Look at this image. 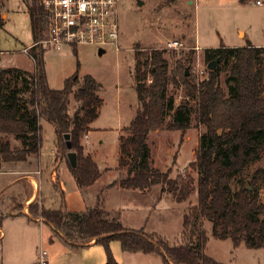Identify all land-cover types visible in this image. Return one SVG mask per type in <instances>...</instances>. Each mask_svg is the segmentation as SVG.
I'll use <instances>...</instances> for the list:
<instances>
[{"label":"trees","instance_id":"1","mask_svg":"<svg viewBox=\"0 0 264 264\" xmlns=\"http://www.w3.org/2000/svg\"><path fill=\"white\" fill-rule=\"evenodd\" d=\"M29 13L32 36L37 41L47 28V13L38 0H31ZM45 52L39 46L31 47L33 71L0 69V166L40 153L44 119L56 129L59 150L69 151L65 134L71 135L78 163L76 167L69 163V167L78 186L87 188L102 175L82 142L91 131V123L99 117L101 84L94 76L86 75L75 88L79 84L76 72L64 80L61 89L52 88L44 67ZM193 54L191 50L188 58L177 60L171 70L165 50L135 52V87L140 106L130 124L121 130L118 169L123 175L113 182L144 192L160 185L162 193L171 194L177 201L188 200L196 191L197 202L189 203L183 217L184 243L172 245L157 232L126 227L119 214L104 208L100 195L96 205L86 211L31 205L33 215H42L72 246L92 240L102 244L107 254L105 264H120L110 246L113 240L120 241L125 251L157 253L166 264H226L207 254L209 237L202 219L212 222L217 239H231L235 246L244 243L248 248L264 247V166L257 167L248 182L244 174L250 163L264 156V45L248 40L244 46L206 48L208 65L218 62L215 69L208 67V76L201 81L191 72L186 75ZM226 65L230 66L228 95L220 84L221 68ZM171 84L177 88L183 85L186 90L179 104L169 94ZM72 95L79 102L73 113ZM191 100L196 120L204 128L196 159L190 164L198 178L187 169L171 177L170 170L162 171L153 165L149 134L163 128L167 119L168 129L186 131L192 119ZM10 135L21 139L23 147L13 149ZM233 180L239 185L237 190L232 188Z\"/></svg>","mask_w":264,"mask_h":264},{"label":"rangeland","instance_id":"2","mask_svg":"<svg viewBox=\"0 0 264 264\" xmlns=\"http://www.w3.org/2000/svg\"><path fill=\"white\" fill-rule=\"evenodd\" d=\"M141 1L143 3H140ZM30 2L31 0H0V19L3 21L0 27V69L17 67L33 71L35 68L30 50L24 51L34 42L29 13ZM118 19L119 48L107 45L103 48V53L94 45H64L60 49H44V67L52 88L61 89L64 80L76 72L79 84L75 88L83 83L86 75L94 76L101 84L99 93L103 103L99 117L91 126L94 132L92 135L97 138L94 144L98 151L97 158L101 162L104 160L109 167H115L118 162V129L130 124L140 106L134 75L137 50H165L164 56L169 58L171 70L177 60L188 58L190 51L194 50L190 72L201 81L202 76H208L206 48L237 42L246 43L248 39L258 46H262L261 43L264 45V5H258L256 0H120ZM240 31H244L245 36H242L243 32L240 34ZM174 39L182 41L184 47L166 49L167 41ZM229 76L230 66H223L220 84L227 95ZM185 91L183 85L178 88L173 84L169 86V94L174 95L177 104L185 98ZM191 104L192 119L186 131L168 129L167 119L163 128L149 134L153 165L162 171L170 170L171 177H176L187 169L198 178L197 172L190 164L196 159L199 137L204 128L196 120L193 100ZM78 106L79 102L72 95L71 113ZM42 134L43 143L38 155L31 154L25 161L3 162L0 166V264H40L38 253L41 249L49 252L47 258L50 259V264H68L69 260L72 261V257L68 256L70 246H73L55 231L56 234L48 237L46 231L50 228L49 224L46 223L41 228L39 222L26 214H30L31 204L34 202L24 206V191L16 192L5 187L10 178L20 175L6 172L15 167L14 165L28 169L22 176H27L28 171H33L30 175L37 182L39 174L35 171L39 169L40 160L46 171L41 176L43 192L47 196L46 206L67 209L60 189H57L49 176V168L53 165L56 151L59 149L54 125L43 120ZM8 138L13 149L23 147L21 139L14 135ZM67 152L60 150V154L66 158ZM260 166H264V156L247 166L244 173L247 182ZM109 177H117V173L114 171L104 175L102 182H107ZM70 185L71 183L63 181L65 195L73 193ZM232 188H239L235 180L232 181ZM261 196L264 198V190H261ZM197 199L195 191L188 200L177 201L170 195L165 197L161 186L154 185L144 197L138 199L136 205L140 204L146 209V231L157 232L164 240L174 245L184 243L181 237L183 217L189 203H196ZM36 204L39 205V201ZM201 223L209 237L206 252L211 257L226 264H264V247L248 248L244 243L235 246L231 239L222 240L213 236L212 222L202 219ZM27 224H30V227H26ZM55 239L58 240L56 243L53 242ZM118 243L121 244L120 241ZM122 250L129 253L123 248Z\"/></svg>","mask_w":264,"mask_h":264},{"label":"crops","instance_id":"3","mask_svg":"<svg viewBox=\"0 0 264 264\" xmlns=\"http://www.w3.org/2000/svg\"><path fill=\"white\" fill-rule=\"evenodd\" d=\"M241 32H243L242 36H245V32L240 31V34ZM248 40L251 41L250 39ZM246 44L247 42L246 43L237 42V43L229 44L227 46L237 47V46H244ZM254 45L258 46V44H254ZM261 45H263V43H261ZM43 120L44 119L41 120L42 130H43ZM90 127H91V131H89L88 134L85 135L82 142L85 146V151L91 153L94 159L96 160V162L98 163L102 171L101 177L93 185L87 188H80L69 167L68 157L66 158L64 155L60 154L59 149L56 151V157L53 165L51 166V168H49L50 179L56 185L57 189L58 188L60 189L61 194L63 195V200L65 201L66 204V208H67L66 210L86 211L88 208L94 207L96 205L98 201V197L100 195L102 197L101 201L103 202L104 208L113 215L119 214V216L121 217V221L126 227L131 229L143 228L146 231V228L148 226L147 217H144L146 214V209H143V207H141L140 204L138 205L136 204L138 199L144 197L146 192L150 191L152 187L144 192L139 189L124 188V187H120L118 184H113L115 180L119 179L123 175V171L118 169V162L115 167H109L105 164L104 160L101 159L102 160L101 162L97 158L98 151L97 149H95V145H94L97 141V138L94 135H92V133L94 132L92 131L91 125ZM123 127L118 129L120 133ZM118 157H119V153H118ZM14 166L15 167L9 168L11 169L10 171H6V170L5 171L12 173H20V175L15 178L13 177L10 178L8 180V183H5L6 184L5 187L12 188L16 192L24 191V195H23L24 199L22 202L24 206L29 205L32 202H34L35 204L37 201H39V207L44 206L46 208H50L46 206L47 196L46 194H44L42 188L41 176H43L44 172L46 171L41 161L39 160V167H38L39 169H36L35 171L38 172L39 174V178L36 179L37 182L35 181V178H33L30 175L31 174L30 172L33 171H28L29 175L22 176V173H27L28 169L19 168L16 167V165ZM114 171L117 173V177H109L107 179V182L105 181L102 182V178L104 175ZM63 181L71 183L70 186L73 190L72 191L73 193H69L65 195V191L62 187ZM1 188L2 186L0 187V189ZM162 194L165 195V197L166 195L172 196L167 192H164ZM71 197L73 198L72 201H71ZM126 199L128 201H126ZM50 209H58V207H53ZM59 209L62 208L60 207ZM26 214L30 218L39 222L41 228L42 225L44 226L46 223L49 224L50 227L49 230L47 231L44 230L47 232L46 235L48 237H50L54 233L55 227L51 223L47 222L42 215L34 216L32 212H30V214L29 213ZM26 227H30V224H27ZM58 235H60L61 237L62 233H60L59 231ZM56 241L58 240L55 239L53 242L56 243ZM118 242L119 241L113 240L111 241L110 246L116 260L120 264H166L163 261V258L157 253H144V252L126 253L122 250L121 244H119ZM74 244L75 245L73 247L70 246L68 257L71 256L72 261L69 260L68 264H105L106 263L107 254L105 247L102 244L95 242V240L78 241ZM38 254L40 255V251ZM48 256H49V252H48ZM47 259H48V264H50V259L49 258Z\"/></svg>","mask_w":264,"mask_h":264},{"label":"built area","instance_id":"4","mask_svg":"<svg viewBox=\"0 0 264 264\" xmlns=\"http://www.w3.org/2000/svg\"><path fill=\"white\" fill-rule=\"evenodd\" d=\"M47 13L44 36L24 49L31 47L60 49L64 45H94L119 48L120 24L118 5L120 0H38ZM263 5L264 0H257ZM184 43L178 39L168 40L166 49H180ZM206 77V76H205ZM204 76L201 79L205 78ZM48 252L40 250L39 263L48 264Z\"/></svg>","mask_w":264,"mask_h":264},{"label":"water","instance_id":"5","mask_svg":"<svg viewBox=\"0 0 264 264\" xmlns=\"http://www.w3.org/2000/svg\"><path fill=\"white\" fill-rule=\"evenodd\" d=\"M140 3H143V1H141ZM103 52H104L103 48H100V53H103ZM217 62H218V60L211 62L208 65V67L210 69H215ZM189 73H190V70H189V68H187L186 75H188ZM65 138H66L67 147L69 149V151L67 153L68 161L72 167H76L77 163H78V156H77V153L72 150L71 135L69 133H67V134H65Z\"/></svg>","mask_w":264,"mask_h":264}]
</instances>
